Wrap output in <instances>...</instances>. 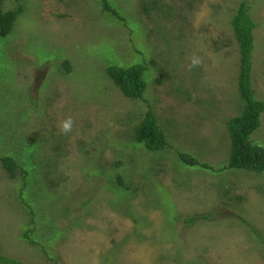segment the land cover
<instances>
[{
	"label": "rangeland",
	"instance_id": "rangeland-1",
	"mask_svg": "<svg viewBox=\"0 0 264 264\" xmlns=\"http://www.w3.org/2000/svg\"><path fill=\"white\" fill-rule=\"evenodd\" d=\"M108 1L124 19L105 0H1L23 8L0 36V157L19 167L0 159L1 251L26 264H264V172L225 168L244 105L242 0ZM247 1L264 101V0ZM134 64L147 67L143 99L107 73ZM150 109L162 150L135 138ZM200 213L212 218L187 220Z\"/></svg>",
	"mask_w": 264,
	"mask_h": 264
},
{
	"label": "trees",
	"instance_id": "trees-1",
	"mask_svg": "<svg viewBox=\"0 0 264 264\" xmlns=\"http://www.w3.org/2000/svg\"><path fill=\"white\" fill-rule=\"evenodd\" d=\"M1 3V0H0ZM251 3L242 0L231 20V26L236 40L240 47V68L238 73V89L244 102L240 114L231 117L227 121L231 137V151L229 163L226 169H248L264 172V145L253 142L252 134L262 124V113L264 112V101L259 100L252 87L253 50L255 47V30L258 24L251 14ZM105 7L112 14L121 17L108 0H105ZM23 11L22 7L3 10L0 4V36L9 34L17 20L18 15ZM147 67L144 64L130 66L110 65L107 68L108 75L118 85L125 96L129 98H144L147 82L144 73ZM167 133L159 124L158 118L152 109L148 110L142 122L137 126L135 138L144 144L149 150H162L168 146ZM182 160L193 165L199 164L205 168H212L210 165L200 163L199 160L186 152H180ZM4 167L12 176L15 175L18 164L10 156L0 157ZM221 168L220 170H224ZM209 213H200L187 219L195 222L200 219H211ZM28 235V233H26ZM0 264H26L20 259L4 254L0 249Z\"/></svg>",
	"mask_w": 264,
	"mask_h": 264
},
{
	"label": "clouds",
	"instance_id": "clouds-1",
	"mask_svg": "<svg viewBox=\"0 0 264 264\" xmlns=\"http://www.w3.org/2000/svg\"><path fill=\"white\" fill-rule=\"evenodd\" d=\"M64 127H65V130H67V128H68V124L66 123V124L64 125Z\"/></svg>",
	"mask_w": 264,
	"mask_h": 264
}]
</instances>
